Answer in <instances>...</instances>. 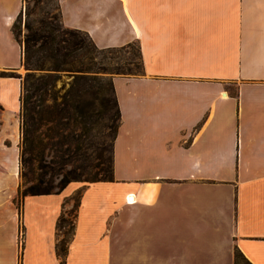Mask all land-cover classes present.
Segmentation results:
<instances>
[{"label":"crops","instance_id":"1","mask_svg":"<svg viewBox=\"0 0 264 264\" xmlns=\"http://www.w3.org/2000/svg\"><path fill=\"white\" fill-rule=\"evenodd\" d=\"M23 1L0 0V264H264V0H58L98 48L136 42L143 73L112 76L113 180L18 206Z\"/></svg>","mask_w":264,"mask_h":264},{"label":"trees","instance_id":"2","mask_svg":"<svg viewBox=\"0 0 264 264\" xmlns=\"http://www.w3.org/2000/svg\"><path fill=\"white\" fill-rule=\"evenodd\" d=\"M32 3L33 5L29 6L26 0L23 1L22 9L11 27L13 37L21 48V66L26 71L23 76L14 72L9 74L21 79L22 150L19 153V163L24 171L21 173L15 197L18 206L26 195L57 193L73 180L63 176L53 191L42 170L45 166L41 163L46 148L63 144L62 141L53 142V138L62 135L61 129L81 122L86 132H90L94 129L99 115L105 114L110 119L111 112L114 120L107 125L113 133L111 155L104 160L101 153L98 154L96 164L104 165L101 167L103 176L102 179H92L89 182L113 180V141L118 130L120 113L114 96L112 77L104 78L99 73H143L141 53L136 42L121 47L98 48L86 32L63 24L58 0H32ZM133 45L137 47L139 66L110 67L105 63L107 53ZM63 72H67L71 80L68 88L60 94L61 88H57V81L61 79ZM105 83L110 85L112 104H104L102 99V110L85 111L84 106L94 104ZM88 93L92 94V100L86 102L85 96ZM35 161L40 163L39 169L42 171L37 175L33 167ZM77 203L78 197L75 208ZM64 222L66 220L61 216L59 223ZM61 249L64 254V244ZM238 260L243 264H250L241 253L235 252V264Z\"/></svg>","mask_w":264,"mask_h":264},{"label":"rangeland","instance_id":"3","mask_svg":"<svg viewBox=\"0 0 264 264\" xmlns=\"http://www.w3.org/2000/svg\"><path fill=\"white\" fill-rule=\"evenodd\" d=\"M26 4L32 6V0H26ZM105 63L110 67L116 66H131L135 67L140 65L137 57V47L133 45L130 48L119 49L112 53H107ZM25 70V69H24ZM26 72V71H25ZM24 72V74H25ZM23 74V75H24ZM22 75V76H23ZM104 78H110L113 75H117L115 72H100ZM71 77L67 72L62 73L61 79L57 81V88H61L60 94H62L69 85ZM98 99L94 101V104H87L84 106L85 111L90 110H102V99L104 104L113 100V94L110 85L104 84L102 92L98 93ZM85 101L92 100V94L88 93L85 96ZM110 119L105 114L99 115L94 125V129L90 132H86L84 124L76 122L77 124L64 126L61 129L62 135L60 137L53 138V142L62 141L61 145H50L45 150V157L41 164L45 165L42 168L45 173V180L48 184H51L53 191L56 190V186L59 180L65 176L68 179H73L71 182L87 183L92 179H102L103 172L99 165L97 166L98 159L96 158L101 153L103 159L110 157L111 144L113 139L112 131L107 127L108 124L113 123L112 112L110 113ZM22 150V131L20 134V151ZM102 163V162H101ZM106 163V162H105ZM40 163L34 162L33 167L35 175L42 173L39 169ZM23 168L19 163V174L21 176ZM22 180V179H21ZM78 195H74L71 200V208L66 212V233L65 240L68 237V233L71 231V225L74 218L75 204ZM237 264H243L240 260Z\"/></svg>","mask_w":264,"mask_h":264},{"label":"built area","instance_id":"4","mask_svg":"<svg viewBox=\"0 0 264 264\" xmlns=\"http://www.w3.org/2000/svg\"><path fill=\"white\" fill-rule=\"evenodd\" d=\"M130 197H131V196H129V197H127V198H126V199H127V201H130V200H131V199H130Z\"/></svg>","mask_w":264,"mask_h":264},{"label":"bare ground","instance_id":"5","mask_svg":"<svg viewBox=\"0 0 264 264\" xmlns=\"http://www.w3.org/2000/svg\"><path fill=\"white\" fill-rule=\"evenodd\" d=\"M132 197H130V199H131Z\"/></svg>","mask_w":264,"mask_h":264}]
</instances>
